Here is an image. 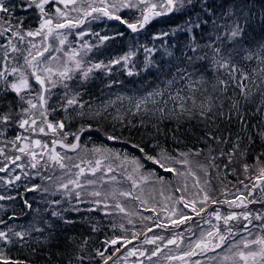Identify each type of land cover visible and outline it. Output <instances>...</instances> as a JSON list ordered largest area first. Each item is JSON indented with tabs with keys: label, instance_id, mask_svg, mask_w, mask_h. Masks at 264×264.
Here are the masks:
<instances>
[{
	"label": "snow or ice",
	"instance_id": "1",
	"mask_svg": "<svg viewBox=\"0 0 264 264\" xmlns=\"http://www.w3.org/2000/svg\"><path fill=\"white\" fill-rule=\"evenodd\" d=\"M17 9L23 15H17ZM31 10H35L38 15V25L34 30L24 26ZM72 12L77 15L71 16ZM165 16L179 17L183 23L176 24L169 31L152 34L151 45L141 43L139 35L145 34V29L157 18ZM253 19L252 10L246 11L243 3L221 4L217 8L210 0H16L14 3L10 0H0V143L5 147L11 145L10 150L18 153L9 156L4 147H0V157L8 161L7 164L0 162V173L7 174L0 177V183L14 185L16 181H20V174L13 175L19 169L25 181L38 177L45 182L44 185L25 183V191H39L50 197H59H43V209L33 208L31 201L24 199L25 207L34 213L26 224L15 223V214L9 215L7 219L0 214V264H33L30 257L38 255L55 241L56 229L76 225L77 220L66 215L67 213L78 215L82 211L95 212L99 209L107 216L112 215L108 209L114 208L129 215L121 203L117 202L114 206L107 203L110 198L116 196V189L103 193L98 190H76H83L87 185L96 183L93 180L81 183L79 177L85 174V169L80 164L72 165L79 169L75 174L77 179L67 182L56 183L63 180L62 176L43 175L41 170L48 171L50 164L65 169L67 165L64 161L72 159L57 152V147L66 152H76L81 148V137L85 133L99 130L94 129L93 123L90 122H81L75 132L66 130L70 122L77 118L81 121L107 120L112 116L108 113V108L114 106L117 101L127 99L131 105L128 111L133 115L139 114L141 123L145 115L155 117L159 122L174 120L177 130L187 121H197L207 126L210 122L222 119L230 125L235 117L240 131L248 137L251 144L252 133L248 128L247 119V109L251 105L252 114L259 118L261 125L257 134L264 139V38L252 41L246 39ZM108 21L123 25L130 34H134V38L128 51L122 55L107 60L98 59L96 54L101 53L109 41L124 37L125 32L102 33L84 25L90 26L98 22L109 26ZM260 22L264 24V15L260 16ZM77 29L79 31H73ZM177 34H183L186 41L179 49L168 43V38ZM69 35L73 36V41H69ZM26 37L31 38L28 40L30 47L26 49V54H22L25 50H22L18 43H23ZM37 37L40 38L39 45L35 42ZM53 41L58 46H55ZM156 41L160 42L159 45ZM33 49L36 51L33 52ZM50 50L62 55L45 56ZM14 53L17 55H13ZM157 55H160L162 60L164 57L169 58L164 62L169 65L167 70L164 63L157 61ZM116 72H122L129 77L154 73L158 83L141 95H116L115 100L110 98L95 106L91 100L85 99L88 84L98 78L96 73L113 76ZM118 83L121 81L112 79L105 86L111 88ZM10 94H14L12 99L8 98ZM57 111L64 114L63 118L49 120L50 114ZM112 119L119 120L120 117L116 115L112 116ZM121 126H125L123 122ZM13 128L21 131L9 138L7 133ZM253 128H256V125H253ZM217 132L218 128L216 132L206 131L205 143L210 148L213 142L218 145L230 143L231 147L228 151L221 149L219 155L214 154L216 149L212 148L207 156V165L195 161L196 166L203 170L205 175L210 174L208 167L220 168V165L216 164L219 156L228 158V164L224 165L227 169L229 164L234 163V158L238 160L247 155V146L243 144V137L239 132L234 138L230 135H218ZM37 134H51L53 138L50 141H42L35 138ZM69 136L72 137L71 142H67ZM106 138L110 141L120 140L116 135H107ZM173 139L178 138L173 136ZM131 147L142 155L122 157L120 153H114L106 147H96L91 151L98 154V158L82 163L91 165L88 171L95 175L97 171L105 168V160L109 157L119 161L116 167L126 173V179L131 182L133 189L139 187L140 183H148L152 177L163 184L165 177L159 175L157 169L178 177L192 176L199 187L200 181L192 170L193 161L190 157L199 156L200 150L173 155L159 143L155 146L159 149L155 154L146 151L140 144L133 143ZM256 159L258 174L251 186L239 181L243 185V191L237 190L236 193L229 194L222 189L224 199L220 200L210 195V191L200 188L196 199L188 200L184 196L177 198V203H182L184 208L195 212L197 216L206 212L209 201L212 204H226L229 209L242 208L244 211L221 214L219 209H215L208 215L214 217L217 223L205 219L204 222L211 227L207 231L201 230L199 235L191 227L185 229L191 233L187 249L175 255H168L165 259L169 262L178 260L181 264H264V161L260 160L259 156ZM147 163L155 165L156 168L150 169L148 174L144 175L141 169L145 168ZM129 164L131 172L125 167ZM9 165L15 167L10 168ZM241 167L244 173H248L251 166L242 163ZM115 170L111 163L107 164L100 179L104 180L108 173ZM230 172L235 173L236 169L232 168ZM137 173L139 180L134 175ZM111 179L116 178L113 176ZM246 179L252 177L246 176ZM49 182L55 185L54 190L45 186ZM204 183L207 185L210 181L206 180ZM69 185L73 187L70 188ZM186 190V183L183 189H176ZM119 195L139 199L138 196H133L131 191H119ZM88 197L92 199L89 200ZM14 199L16 197L0 193V201ZM85 204L90 206L82 208L81 205ZM197 204L200 205L199 208ZM250 205L258 207L251 208ZM191 219L187 213L178 214L173 208L166 220L154 221V224L155 227L166 230L169 226L175 228ZM91 227L93 231L100 230L96 223H92ZM152 230L151 227L148 228V231ZM137 236L138 234L133 232L132 238L115 237L104 243L113 246L114 252H119L121 249L115 247L117 244L126 246ZM193 236L196 238L192 239ZM237 236L240 239H236ZM182 238L183 233L176 234L163 243V246L157 244V241H164L163 236L146 238L143 243L155 246L151 252L133 247L123 258L137 256L138 264H144L139 257L152 261L154 257H159L163 248L168 245H176L179 248L177 241L182 243ZM86 244L87 239L77 245V251L67 258L66 264H91L97 257L102 264H109L113 259L112 254L105 255L107 248L96 249L95 256L85 254ZM12 249L23 250L28 255L25 258H15L11 255ZM220 249L223 251H218ZM209 253L215 255H208ZM195 257H204L205 260L194 259ZM50 260L51 257L49 262Z\"/></svg>",
	"mask_w": 264,
	"mask_h": 264
},
{
	"label": "trees",
	"instance_id": "2",
	"mask_svg": "<svg viewBox=\"0 0 264 264\" xmlns=\"http://www.w3.org/2000/svg\"><path fill=\"white\" fill-rule=\"evenodd\" d=\"M9 2V0H6ZM10 2L14 3L16 0H10ZM213 2L215 7H220L221 4H232V3H243L245 5V10L251 9L254 14L253 23L250 26L248 33L246 35V39L249 41L252 40H260L264 38V24L260 22V16L264 15V0H210ZM17 15H23L17 9ZM125 15L126 13H121ZM183 23V20L179 17L174 16H165L159 17L155 21L152 22L145 29V34L139 35V40L143 44L151 45L153 41L151 40V35L154 33L169 31L176 24ZM38 25V15L35 10H31L27 14V18L24 21L25 28L34 30ZM107 25H102L101 23L94 22L92 25H88L86 27H91L93 30L111 33L114 31H124L125 36L122 38H118L116 40L109 41L107 46L101 50V53L96 54L98 59H109L113 56H119L128 51L130 44L134 38V34H130L127 29L123 25H119L116 21H108ZM85 39H88L85 37ZM69 40H73V36L69 37ZM185 36L183 34H177L175 37L168 38L169 45H175L176 49L182 48L185 43ZM159 45V41L155 42ZM176 49H173L174 51ZM17 55V54H16ZM91 55V54H90ZM142 59V54L140 56ZM158 62L164 63L169 58L164 57L161 59L160 55L156 57ZM165 70L168 69L169 65L164 63ZM98 78L93 79L87 86L88 91L85 94V99H89L92 101L93 105H98L102 101H107L108 99L115 100L116 95H122L125 97L128 96H138L143 94L146 90H150L157 83V79L154 73H142L139 76L129 77L122 72H116L113 76H103L100 73H96ZM118 80L121 83L113 85V87L108 88L105 85L109 80ZM14 94L9 95V99H12ZM55 100V97H53ZM131 107L129 101L127 99L122 102L117 101L114 106L108 108V113H111L112 116L119 115V120H113L112 116H109L107 120L103 121H81L80 118L73 120L70 122L69 126H67L66 130L70 132H75L79 127L81 122H90L93 123L94 129H99L98 131H91L85 133L81 137V148L83 150H91L96 147H106L109 149H114L122 154H125L129 158L132 156H141L136 149L131 147V144H140L141 146L146 148V151L152 152L155 154V151H158L155 146L157 143L162 145L168 152L173 155L178 154L179 152L187 153L190 150L194 153L197 150H200V155L194 157H198L200 162L208 164L207 156L212 151V148L216 149L214 154L219 155V151L223 149L224 151H228L231 147V144H215L213 142L212 148L209 147L207 143H205L206 131L216 132L217 128L219 132L217 134H223L224 136H232L233 138L239 132L243 137V144L246 145L247 155L243 158L236 160L234 158V163L229 164L228 168L225 169L224 165L228 164V158L226 156H219L216 160V164L220 165L219 169L214 167H208L207 171L210 173L209 175H205V172H198L197 178L200 181L199 187L195 186L194 190L191 191L187 189L186 191H176L177 188L183 189V184L180 181L178 176H175L171 173H165L162 170L157 169L159 175L165 177V181L163 184L158 182L155 177H152V182H156L155 185L161 184L168 188L172 195V199H166L161 201H151L150 197H146L145 200L140 199L141 201H146V203H141V207L137 208L139 212H134L135 217L127 219L124 215L120 216L121 213L112 212V215H104L99 209L95 212H84L82 211L78 215L67 213L71 218L77 220L76 225L69 228H58L56 229V239L54 242L50 243L45 249L41 250L38 255L30 257L33 264H66V260L69 256H71L74 252L77 251V245L81 244L85 239H87V244L84 246V253L91 254L95 256V250L100 249L104 250L107 248L105 255L112 254L113 259L109 261V264H138L137 256L127 257L126 253L129 249L136 247L140 251L151 252V250L155 247L151 244H145L143 241L146 238H152L154 236H163L165 239L171 236L172 231L179 230L184 233V230L189 227H193V231L198 235L201 230L207 228V224H205L204 220L209 219V213H212L215 209H219L220 212H226L228 207L226 204H212L210 201L207 205L206 212L201 213L200 216H197L195 212H191L190 209L184 208L182 203H177V198L184 196L188 200L196 199V193L199 192L200 188H204L206 191H210V195L220 200L224 199V196L221 193L222 189H225L229 194L236 193L237 189L243 188V185L239 183V181H243L244 184H248L251 186L254 182L255 176L258 174V162L256 157H260V160L264 161V139H261L257 134V129L261 127L259 123V118L252 114L253 106L249 105L247 109V119H248V128L252 133L253 143L249 144L248 137L240 131V125L236 122L235 117H233L232 123L229 125L226 121L219 119L214 123H209V125H205L203 123H199L197 121H187L182 123L179 126V130H177V125L174 120H165L163 122H159L155 117H149L145 115L143 117V123H141V116L139 114L133 115L128 109ZM62 112H55L50 114L49 120H58L63 118ZM107 115V113L105 114ZM128 121L132 123L129 124ZM121 122L125 126H121ZM253 125H256V128H253ZM115 126V127H113ZM21 131L18 128L10 129L7 133L9 138L15 136V134ZM107 135H116L120 137L118 141H110L107 140ZM173 136H176L178 139H173ZM72 137H68L67 142H71ZM129 142V143H126ZM86 146V147H85ZM0 147L1 144H0ZM5 152L10 156V150H5ZM242 163H247L251 167L248 173H244L241 167ZM82 168L84 165H80ZM67 168L71 169L72 164H67ZM156 166L151 163H147L145 168L142 170L147 175L150 169H155ZM232 168L236 169L235 173H231L230 170ZM197 169V168H193ZM31 172H35V170H29ZM43 175H53L61 176L62 173L59 172L60 169L57 165H49L48 171H43ZM7 174L0 173V177L6 176ZM21 180L16 181L14 185H6L0 183V193L11 195L16 197L14 200H4L0 201V206H2V214L5 219L9 215L15 214L17 219L14 221L17 224H26L30 221L31 217L34 215L29 209H27L23 203L24 199L30 200L33 208H41L45 207L43 203V197H47L48 199H57L59 197H50L47 196L46 193L37 192H27L25 191L24 184H42V182L38 177L32 179L30 181H25L23 174L21 173ZM246 176H251L252 179H246ZM192 177V176H191ZM70 179H63L60 182H67ZM192 180L196 183V181ZM210 181V184H205V181ZM188 183L191 182L188 179ZM149 186V190L157 193L153 190L155 187ZM45 186H50V190H54L55 185L49 182ZM69 187H71L69 185ZM174 191V194L172 193ZM191 192V193H188ZM259 189H257V193ZM175 195V196H174ZM231 198V195L229 196ZM90 200V198L88 197ZM177 203V204H176ZM167 205V206H166ZM90 205H81L82 208L89 207ZM198 207L200 205L198 204ZM251 208H256L258 205H250ZM173 208H175L176 212L179 214L181 212L187 213L192 217L190 221H186L183 224H180L178 227L169 226L168 229H161L155 227L154 221L163 222L168 218L171 214ZM146 209H154L146 210ZM110 211V210H108ZM244 211V209H236V212ZM125 219H123V218ZM145 217H151V219H144ZM131 221V223H129ZM9 223H13V221H9ZM96 223L99 225V231H93L91 224ZM120 225L124 227L121 228ZM151 227L153 230L148 231V228ZM135 232L138 234L137 238L132 239V243L126 244V246H121L117 244L115 247L120 248L119 252L113 251V246L106 245L104 242L106 240L115 238V237H124V238H132V233ZM191 235L189 232L183 234L182 243H179V248L176 245H168V247L163 248V251L160 253L159 257H154L152 261H148L145 257H139V260H143L144 264H168L166 256L172 255L171 252L175 251L177 253L182 250H186L189 244L188 237ZM196 237L193 236L192 239ZM157 241L158 245L163 246V243L166 241ZM11 255L15 258H25L27 257V252L23 250L12 249ZM138 255V254H137ZM49 257L51 260L49 262ZM199 258V257H197ZM174 264H181V261H172ZM91 264H102V261L97 257L95 260L91 262Z\"/></svg>",
	"mask_w": 264,
	"mask_h": 264
},
{
	"label": "rangeland",
	"instance_id": "3",
	"mask_svg": "<svg viewBox=\"0 0 264 264\" xmlns=\"http://www.w3.org/2000/svg\"><path fill=\"white\" fill-rule=\"evenodd\" d=\"M70 15L71 16H75V15H77V13L72 12V13H70ZM86 26H87V24L84 25V27H86ZM73 31H79V30L77 29V30H73ZM70 36L71 35H69V37ZM69 37H68V39H69ZM29 39H31V38L26 37L25 38V41L23 43H18V46L22 50H25L22 54H26V49H28L30 47V45L28 44V40ZM69 41H73V40H69ZM35 42L39 45L40 38L37 37ZM53 44L55 46H58V44H56L55 41H53ZM32 51L35 52L36 49H33ZM50 54H52V55H62V53H54V52H52L50 50L49 53H45V56H48ZM13 55H16V54L14 53ZM25 134H27V133H25ZM35 138L41 139L42 141H50L53 137H52L51 134H49L48 136H44V135H41V134H37V136ZM0 144H1L2 147H4V150H10L11 149V145H9L8 147H5L3 143H0ZM111 150L114 153H120V152H118V151H116L114 149H111ZM56 151L57 152H60L63 155L72 157L71 160H65L64 161V163L66 165L67 164H72V165L73 164H80V165H84L85 166V167H83L85 169V174L79 177V180L81 181V183H84L85 181H88V180L96 181L95 184H93V185H87L86 188L83 189V190L82 189H76L77 191H92V190H98V191H101L103 193L105 191H111L112 189H116L117 190L116 196L114 198H110L107 201V203L109 205H113V206L117 202L121 203V205L129 213V215H125L124 213L119 212L118 209H114V208H110L108 210L121 213L120 216H123L124 215L127 219H130L131 220L132 218L135 217V213L134 212H136V213L139 212V210H137V208H140L141 207L140 199L145 200L146 197H150V200L153 201V202H155V201H161V200L167 201L166 199H168V197H172V195H171V193H170V191L168 190L167 187L162 186L161 184L155 185L156 182H154V181L152 182L151 179H150V181L148 183H140V186L139 187L133 189L131 182L128 179H126V173L123 170H121V169H119V168L116 167V165H117V163H119V161H114L111 157H109L108 159L105 160V168L102 171H97L95 175H92L88 171V169L91 167V165H88L87 163H82V161H87L89 159H91V160L94 161L96 158H98V154L93 153L91 150L86 151V150H83V149H78L76 152H66L64 149H61L59 147H57ZM120 154H121L122 157L123 156H126L125 154H122V153H120ZM15 155H18V153L10 150V156H15ZM190 159L193 161L192 170L195 173V175L197 176L198 172H200V171L203 172V170H201L195 164V161H200V159L198 157H194V156H191ZM0 162H3L5 164L8 163V161H4L3 160V157H0ZM109 163H111L112 166H113V168H115L116 170L113 171V172H111V173H108L107 176L104 177V180H107L108 181L107 183H105L104 180H101L100 178L103 175V172L106 171V165L109 164ZM203 164H205V163H203ZM9 167L10 168H14L15 165H9ZM125 167L128 169L129 172H131V165L130 164L129 165H125ZM193 168H197V169H193ZM29 170L30 169H26V171H29ZM78 171H79V169H77V168L74 167V168H71V169L70 168L69 169L68 168L60 169L59 172L62 173L61 176L63 177V179H77V176L75 174ZM141 171L144 173V171L142 169H141ZM3 174H6V173H3ZM15 174H21L20 170L17 169L16 172L13 173V175H15ZM134 175L139 180V174L137 173V174H134ZM144 175H146V174L144 173ZM113 176H115V178H116L115 180H112L111 179V177H113ZM179 178H180V181L183 184V186L186 183L187 184V189H189L191 191L194 190V187L196 186V183L192 180V177L191 176H187L186 175V176H180ZM188 179L191 182L190 184L188 183ZM153 185H155V187L153 188V190L156 191L157 193L152 192V191L149 190V186H153ZM70 186H71L70 188L73 187L72 185H70ZM237 190L243 191V188H240V189H237ZM119 191H131L133 193V196H138L139 199L126 198V197L120 196L119 195ZM235 192H237V191H235ZM172 193L174 194V191H172ZM188 193H191V192H188ZM89 198L92 199L91 197H89ZM197 207H198V204H197ZM229 211H236V208H232V209H229L228 208V210L226 212H221V214H225V213H227ZM123 219H125V218H123ZM208 220H211L212 223H217L215 221L214 217H212V216H210V218ZM207 225H208L207 228H204L203 229L204 231H207V230L210 229L211 225L210 224H207ZM221 227H223L222 222H221ZM191 228L193 229V227H191ZM177 229L178 230L175 231V232L172 231L171 232V236L170 237H167L165 239V241L168 240V239H170V238H173V236L176 235V234L183 233L182 231L179 230V227ZM184 233H187L188 234L189 232L184 230ZM236 239H240V237H238ZM182 240H183V238H182ZM177 243L179 244L180 241L178 240ZM218 251H223V250L220 249ZM171 254L172 255L177 254L176 250L175 251H172ZM208 255H215V253H209ZM194 259L205 260L204 257H199V258L195 257ZM166 263H168V264H174L172 261L169 262L168 260H167Z\"/></svg>",
	"mask_w": 264,
	"mask_h": 264
}]
</instances>
